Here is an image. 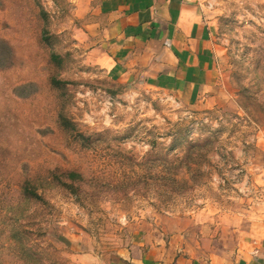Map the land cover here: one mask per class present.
Listing matches in <instances>:
<instances>
[{
	"label": "rangeland",
	"instance_id": "1",
	"mask_svg": "<svg viewBox=\"0 0 264 264\" xmlns=\"http://www.w3.org/2000/svg\"><path fill=\"white\" fill-rule=\"evenodd\" d=\"M200 1L223 55L188 104L94 63L76 0H0V264L264 236V0Z\"/></svg>",
	"mask_w": 264,
	"mask_h": 264
},
{
	"label": "crops",
	"instance_id": "2",
	"mask_svg": "<svg viewBox=\"0 0 264 264\" xmlns=\"http://www.w3.org/2000/svg\"><path fill=\"white\" fill-rule=\"evenodd\" d=\"M76 2L87 19L84 38L92 41L94 63L122 77L148 76L184 103L211 99L223 50L200 0ZM148 237L118 252L110 264H264V236L200 249L177 234L156 244Z\"/></svg>",
	"mask_w": 264,
	"mask_h": 264
}]
</instances>
